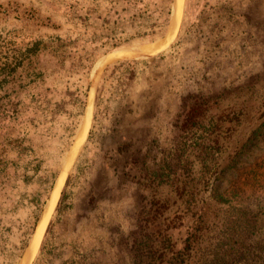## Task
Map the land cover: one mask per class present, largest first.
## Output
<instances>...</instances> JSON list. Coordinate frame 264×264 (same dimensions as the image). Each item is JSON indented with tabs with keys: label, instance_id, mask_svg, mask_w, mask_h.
<instances>
[{
	"label": "rangeland",
	"instance_id": "rangeland-1",
	"mask_svg": "<svg viewBox=\"0 0 264 264\" xmlns=\"http://www.w3.org/2000/svg\"><path fill=\"white\" fill-rule=\"evenodd\" d=\"M174 2L0 0V264L24 261L89 101L26 264L264 253V0H183L173 33Z\"/></svg>",
	"mask_w": 264,
	"mask_h": 264
},
{
	"label": "bare ground",
	"instance_id": "bare-ground-1",
	"mask_svg": "<svg viewBox=\"0 0 264 264\" xmlns=\"http://www.w3.org/2000/svg\"><path fill=\"white\" fill-rule=\"evenodd\" d=\"M182 1L183 0H176V3H177V6H176V10H175V13H174V16H173V24L175 22V20L177 19V16H178V11H179V5H182ZM176 26H177V23H176ZM176 26L174 24L173 28H172V32L175 33V30H176ZM166 42V41H165ZM164 42V43H165ZM167 44L165 43V45H163L161 48L159 49H156V50H153L151 52H148V53H138V54H133L134 56H139V55H144V54H155L159 51H161ZM133 55H117V54H114L112 57L113 58H117V57H133ZM87 116H86V119H85V122L83 124V131H82V134H81V138H80V142L79 144L77 145V147L75 148L74 152H73V156L71 157V160L69 161L67 167H65L64 169H62L61 171V174H60V177L58 179V182H57V185L55 187V190L53 191L52 193V196H51V200L48 204V208L44 211V214L42 216V219H41V222L39 223L38 225V228H37V231H36V234L34 236V239H33V242L31 243V248H30V251L28 253H26L25 257H24V261H22V264H26L25 261L28 263L30 262V260L32 259L33 255L35 254L38 246H39V243H40V240H41V237H42V233L44 232V227L46 225V222H47V219L55 205V202L58 198V195L60 193V188L66 178V175H67V171L68 169L70 168V165L71 163L73 162V158L75 157L79 147L81 146V144L83 143L85 137H86V134H87V131L89 129V126H90V118H91V114H92V103L89 101L88 103V106H87Z\"/></svg>",
	"mask_w": 264,
	"mask_h": 264
},
{
	"label": "water",
	"instance_id": "water-1",
	"mask_svg": "<svg viewBox=\"0 0 264 264\" xmlns=\"http://www.w3.org/2000/svg\"><path fill=\"white\" fill-rule=\"evenodd\" d=\"M176 6H177V3H176V0H175L174 5H173V15H172V18H173V16H174V13H175V10H176ZM172 18H171V21H172ZM170 29H171V24H170ZM165 47H166V46H165ZM165 47H164V48H165ZM157 53H158V52H157ZM157 53H155V54H157ZM155 54L139 55V56H134V57H139V58H149V57H152V55H155ZM112 56H113V55H111V56L109 57V59H121V58H125V57H117V58H113ZM87 106H88V105H87ZM87 110H88V109L86 108V110H85V112H84V116H83V119H82V126H83V124H84V122H85V119H86V116H87ZM91 115H92V114H91ZM90 120H91V118H90ZM87 132H88V131H87ZM86 136H87V134H86ZM85 138H86V137H85ZM84 141H85V139H84ZM84 141H83V143H84ZM83 143L81 144V146L79 147V149H78V151H77L75 157L73 158V160H72L73 162H74L76 156L78 155L79 151L81 150V148H82V146H83ZM73 162H72V163H73ZM72 163H71V165H72ZM71 165H70V166H71ZM68 170H69V169H68ZM67 173H68V171H67ZM60 174H61V173H60ZM59 177H60V175L58 176V178L56 179L55 183L53 184V187H52V189H51L50 195H49V197H48V199H47V202H46V204H45V206H44V209H43V211H42V213H41V215H40V217H39V219H38V221H37L36 227H35V229H34V232H33L32 236H31V239H30V242H29V244H28V246H27V248H26V251L24 252L23 257L26 255L27 251H28V253H29V251H30L31 243L33 242V239H34V236H35V234H36V231H37L38 225H39V223L41 222V219H42V216H43V214H44V211L48 208V204H49V202H50V200H51L52 193H53V191L55 190V187H56V185H57V182H58ZM64 182H65V181H64Z\"/></svg>",
	"mask_w": 264,
	"mask_h": 264
},
{
	"label": "trees",
	"instance_id": "trees-1",
	"mask_svg": "<svg viewBox=\"0 0 264 264\" xmlns=\"http://www.w3.org/2000/svg\"><path fill=\"white\" fill-rule=\"evenodd\" d=\"M262 251L264 250V242H263V244H262ZM264 252V251H263ZM264 253H262V254H259V257L257 256H255L253 253L251 254V258L249 259V264L251 263V264H264ZM247 262H245V264H246Z\"/></svg>",
	"mask_w": 264,
	"mask_h": 264
}]
</instances>
